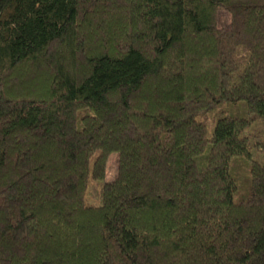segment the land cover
<instances>
[{
	"label": "trees",
	"instance_id": "trees-1",
	"mask_svg": "<svg viewBox=\"0 0 264 264\" xmlns=\"http://www.w3.org/2000/svg\"><path fill=\"white\" fill-rule=\"evenodd\" d=\"M0 264H264V0H0Z\"/></svg>",
	"mask_w": 264,
	"mask_h": 264
},
{
	"label": "rangeland",
	"instance_id": "rangeland-1",
	"mask_svg": "<svg viewBox=\"0 0 264 264\" xmlns=\"http://www.w3.org/2000/svg\"><path fill=\"white\" fill-rule=\"evenodd\" d=\"M216 25L221 28L228 26V15L221 9L217 10ZM115 155L112 153L108 156L105 167V179H110L115 169ZM97 188L95 185H89L84 194V200L86 203L95 204L97 202Z\"/></svg>",
	"mask_w": 264,
	"mask_h": 264
}]
</instances>
